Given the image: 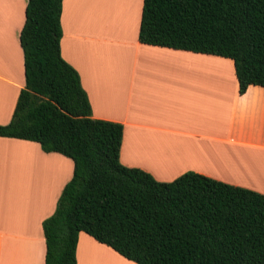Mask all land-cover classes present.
Returning a JSON list of instances; mask_svg holds the SVG:
<instances>
[{
  "label": "trees",
  "instance_id": "trees-1",
  "mask_svg": "<svg viewBox=\"0 0 264 264\" xmlns=\"http://www.w3.org/2000/svg\"><path fill=\"white\" fill-rule=\"evenodd\" d=\"M61 11L62 0L26 1L25 84L0 125L73 161L42 222L44 264H75L80 231L137 264H264V194L194 171L158 181L120 163L123 125L92 117L61 55ZM138 40L231 59L240 94L264 86V0H143Z\"/></svg>",
  "mask_w": 264,
  "mask_h": 264
},
{
  "label": "crops",
  "instance_id": "crops-1",
  "mask_svg": "<svg viewBox=\"0 0 264 264\" xmlns=\"http://www.w3.org/2000/svg\"><path fill=\"white\" fill-rule=\"evenodd\" d=\"M27 0H0V125L24 87L19 34ZM143 0H62V57L92 117L119 122V161L158 181L194 171L264 194V86L244 93L231 59L138 40ZM106 7V8H105ZM73 161L0 135V264H44L42 222ZM75 264H137L80 231Z\"/></svg>",
  "mask_w": 264,
  "mask_h": 264
}]
</instances>
